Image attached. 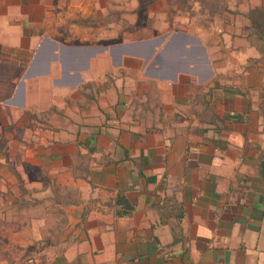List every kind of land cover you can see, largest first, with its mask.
<instances>
[{
  "label": "crops",
  "instance_id": "0c3cea01",
  "mask_svg": "<svg viewBox=\"0 0 264 264\" xmlns=\"http://www.w3.org/2000/svg\"><path fill=\"white\" fill-rule=\"evenodd\" d=\"M57 2L0 0V100L5 95L7 105L20 107L23 89L50 74L52 60L60 75L53 86L79 83L86 57L58 42L64 33L50 26ZM37 42L26 70L16 61L9 69V45L22 54ZM188 57L183 70L198 87L215 89L220 103L212 97L198 132L161 137L131 117L119 129L99 127L91 139L106 159L63 182L73 189L63 207L66 239L47 264H264L263 68H239V81L223 82L199 51Z\"/></svg>",
  "mask_w": 264,
  "mask_h": 264
},
{
  "label": "rangeland",
  "instance_id": "374dc122",
  "mask_svg": "<svg viewBox=\"0 0 264 264\" xmlns=\"http://www.w3.org/2000/svg\"><path fill=\"white\" fill-rule=\"evenodd\" d=\"M253 8L264 10V0H59L50 26L86 60L77 86H53L60 75L51 59L50 74L23 89L20 107L0 100V261L33 256L47 264L63 247V207L73 191L63 182L106 159L91 139L99 127L119 129L131 117L161 137L198 132L219 96L183 70L191 53L204 55L217 81H239V68L264 71V27L252 26ZM38 42L22 54L9 45V69L16 61L26 70ZM132 43L136 52H124Z\"/></svg>",
  "mask_w": 264,
  "mask_h": 264
},
{
  "label": "trees",
  "instance_id": "16d2710c",
  "mask_svg": "<svg viewBox=\"0 0 264 264\" xmlns=\"http://www.w3.org/2000/svg\"><path fill=\"white\" fill-rule=\"evenodd\" d=\"M262 13H264V10L259 9V8H253L248 12V18L250 19L252 26L256 27L258 26L259 28H261L262 26L264 27V23L261 22V20H263V17H260L259 15H261ZM264 16V15H263ZM264 21V20H263ZM257 24V25H255ZM262 27V28H263ZM122 198L120 197L119 199H117V202H122Z\"/></svg>",
  "mask_w": 264,
  "mask_h": 264
},
{
  "label": "built area",
  "instance_id": "2783aa9c",
  "mask_svg": "<svg viewBox=\"0 0 264 264\" xmlns=\"http://www.w3.org/2000/svg\"><path fill=\"white\" fill-rule=\"evenodd\" d=\"M4 264H39V263L35 257L28 256V257H26V259H24V261L15 262V263L6 262Z\"/></svg>",
  "mask_w": 264,
  "mask_h": 264
},
{
  "label": "water",
  "instance_id": "95a60500",
  "mask_svg": "<svg viewBox=\"0 0 264 264\" xmlns=\"http://www.w3.org/2000/svg\"><path fill=\"white\" fill-rule=\"evenodd\" d=\"M135 46H136V43H132V44H130V45H128L127 47H124L125 48V50H124V52L126 51V52H128V50L130 49V52L131 53H134L133 51H131V50H134L135 49ZM133 48V49H132ZM135 51V50H134ZM136 52V51H135Z\"/></svg>",
  "mask_w": 264,
  "mask_h": 264
},
{
  "label": "bare ground",
  "instance_id": "6f19581e",
  "mask_svg": "<svg viewBox=\"0 0 264 264\" xmlns=\"http://www.w3.org/2000/svg\"><path fill=\"white\" fill-rule=\"evenodd\" d=\"M172 46V44H170ZM62 53V52H61ZM63 55V54H62Z\"/></svg>",
  "mask_w": 264,
  "mask_h": 264
}]
</instances>
